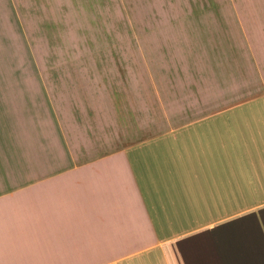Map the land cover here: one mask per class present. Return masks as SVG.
I'll use <instances>...</instances> for the list:
<instances>
[{
  "label": "crops",
  "instance_id": "0c3cea01",
  "mask_svg": "<svg viewBox=\"0 0 264 264\" xmlns=\"http://www.w3.org/2000/svg\"><path fill=\"white\" fill-rule=\"evenodd\" d=\"M18 2L0 0V264H264V35L138 111L26 83Z\"/></svg>",
  "mask_w": 264,
  "mask_h": 264
},
{
  "label": "rangeland",
  "instance_id": "374dc122",
  "mask_svg": "<svg viewBox=\"0 0 264 264\" xmlns=\"http://www.w3.org/2000/svg\"><path fill=\"white\" fill-rule=\"evenodd\" d=\"M17 2L9 0L10 8L15 9ZM18 3L21 10L11 12L23 38L26 83L95 91L100 86L108 103L138 106V111L144 99L133 103L128 96H142L143 89H160L163 84L187 87L197 67L203 82L211 57L236 50L250 35L259 39L264 35L259 25L264 21V0ZM157 93L153 92L156 100ZM156 100L154 109L159 105ZM238 257L235 253L234 263ZM260 260L264 263V252Z\"/></svg>",
  "mask_w": 264,
  "mask_h": 264
}]
</instances>
